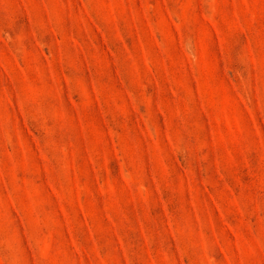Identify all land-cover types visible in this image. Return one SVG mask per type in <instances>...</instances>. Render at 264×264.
<instances>
[{"label": "rangeland", "instance_id": "374dc122", "mask_svg": "<svg viewBox=\"0 0 264 264\" xmlns=\"http://www.w3.org/2000/svg\"><path fill=\"white\" fill-rule=\"evenodd\" d=\"M0 264H264V0H0Z\"/></svg>", "mask_w": 264, "mask_h": 264}]
</instances>
